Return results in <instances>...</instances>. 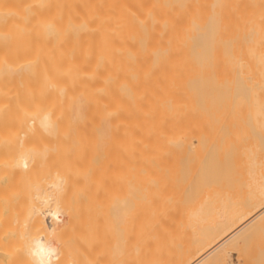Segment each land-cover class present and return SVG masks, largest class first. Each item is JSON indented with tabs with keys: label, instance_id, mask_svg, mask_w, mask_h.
I'll return each mask as SVG.
<instances>
[{
	"label": "bare ground",
	"instance_id": "bare-ground-1",
	"mask_svg": "<svg viewBox=\"0 0 264 264\" xmlns=\"http://www.w3.org/2000/svg\"><path fill=\"white\" fill-rule=\"evenodd\" d=\"M224 57L264 110V0H0V264H264V147L187 135Z\"/></svg>",
	"mask_w": 264,
	"mask_h": 264
},
{
	"label": "rangeland",
	"instance_id": "rangeland-1",
	"mask_svg": "<svg viewBox=\"0 0 264 264\" xmlns=\"http://www.w3.org/2000/svg\"><path fill=\"white\" fill-rule=\"evenodd\" d=\"M211 4L203 6L201 11L204 17H208L211 13ZM186 55L185 46L179 49H174L171 56L174 57L175 66L178 64L185 65L182 61ZM220 62V63H219ZM218 62L217 69L220 71V79L223 85L196 89L192 94L195 99H198L195 106L196 111L201 113V116H191L187 119L190 121V130L188 136L196 137L204 142V145H214L217 148L215 151H246L248 146L264 147V110L261 108V103L255 106L253 102L250 104L245 97V93L237 90L234 80L237 75V69L230 58L224 57ZM264 70V64L262 65ZM253 70L244 69L243 75L252 82H256ZM213 76V73L208 77ZM175 95L183 98L187 97V88L185 81H180L174 85ZM190 95V93H189ZM256 120L259 123V134L254 133L249 121ZM16 178L14 174L4 168V173L0 175V202L7 207L10 200L14 196L16 188ZM2 199V200H1ZM7 212V210H6ZM9 213V212H8ZM3 216H7L3 214ZM232 258L237 261V254L232 252Z\"/></svg>",
	"mask_w": 264,
	"mask_h": 264
}]
</instances>
